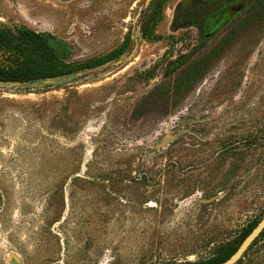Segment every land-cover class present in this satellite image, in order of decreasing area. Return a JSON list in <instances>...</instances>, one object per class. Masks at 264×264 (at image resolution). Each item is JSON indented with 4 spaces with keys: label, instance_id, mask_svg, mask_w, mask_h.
<instances>
[{
    "label": "rangeland",
    "instance_id": "rangeland-1",
    "mask_svg": "<svg viewBox=\"0 0 264 264\" xmlns=\"http://www.w3.org/2000/svg\"><path fill=\"white\" fill-rule=\"evenodd\" d=\"M240 1L0 0L70 70L0 82V264L213 263L255 225L264 0Z\"/></svg>",
    "mask_w": 264,
    "mask_h": 264
},
{
    "label": "trees",
    "instance_id": "trees-1",
    "mask_svg": "<svg viewBox=\"0 0 264 264\" xmlns=\"http://www.w3.org/2000/svg\"><path fill=\"white\" fill-rule=\"evenodd\" d=\"M53 49L49 40L34 30L0 26V82H25L69 73ZM249 231L227 243V251L218 261L202 264L227 258Z\"/></svg>",
    "mask_w": 264,
    "mask_h": 264
},
{
    "label": "water",
    "instance_id": "water-1",
    "mask_svg": "<svg viewBox=\"0 0 264 264\" xmlns=\"http://www.w3.org/2000/svg\"><path fill=\"white\" fill-rule=\"evenodd\" d=\"M264 228V212L259 218V220L255 223V225L250 229V231L242 238L234 251L224 260L217 262L215 264H234L242 255V253L246 250V248L250 245V243L258 236V234ZM156 264H171L169 262H159Z\"/></svg>",
    "mask_w": 264,
    "mask_h": 264
},
{
    "label": "flooded vegetation",
    "instance_id": "flooded-vegetation-1",
    "mask_svg": "<svg viewBox=\"0 0 264 264\" xmlns=\"http://www.w3.org/2000/svg\"><path fill=\"white\" fill-rule=\"evenodd\" d=\"M237 1H239L240 3L239 4H242L243 5V3H244V1H240V0H237ZM237 4V3H236Z\"/></svg>",
    "mask_w": 264,
    "mask_h": 264
}]
</instances>
